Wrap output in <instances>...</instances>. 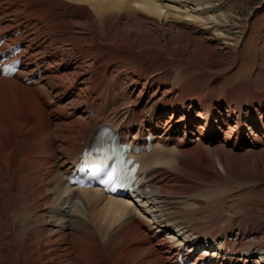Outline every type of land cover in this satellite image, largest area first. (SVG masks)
<instances>
[{"label": "bare ground", "instance_id": "bare-ground-1", "mask_svg": "<svg viewBox=\"0 0 264 264\" xmlns=\"http://www.w3.org/2000/svg\"><path fill=\"white\" fill-rule=\"evenodd\" d=\"M219 4L0 0V37L23 47L19 73L0 77V264H175L182 248L214 241L230 247L225 264H249L258 254L250 264H264V236L251 228L257 214L240 204L238 215L232 192L220 193L229 173L258 178L264 171L263 94L250 83L219 85L220 71L209 72L218 65L215 50L198 39L195 57L183 52L182 62L162 61V73H141L144 93L132 98L138 81L118 74L117 64L133 53L131 46L146 55L143 44L124 29L111 37L101 32L102 25L141 13L158 29L211 33L227 48L231 16ZM74 17L87 20L91 39L70 37ZM147 42L155 54L159 42ZM162 86L167 89L160 93ZM107 127L134 146L147 133L156 139L150 152L137 156L135 202L66 183L97 130ZM215 175L221 180L210 185Z\"/></svg>", "mask_w": 264, "mask_h": 264}, {"label": "rangeland", "instance_id": "rangeland-1", "mask_svg": "<svg viewBox=\"0 0 264 264\" xmlns=\"http://www.w3.org/2000/svg\"><path fill=\"white\" fill-rule=\"evenodd\" d=\"M207 2L210 5H217L220 3L219 6H223V8H225L226 10V13L231 16L229 20L231 30L226 31V33L228 34L227 48L222 45L216 44L211 33V35H204V33L201 34L196 29H187V31L178 29L179 31L187 33L183 35L182 33H179V35L176 29L172 31L165 27H159L160 29H158V26H155V23L152 22V18L144 16L141 13H137L136 15L133 12H130L132 14H128L125 17H122V19H118L117 21L110 23L108 27L102 25L101 32L107 33L110 37L116 31L119 33L124 29L123 32L125 34L131 32L130 36H134V38L135 36H138V42L141 45L143 44L140 49L146 55L138 52V48H134V46H131L133 49V53L128 54L129 56L126 55L127 57H123L119 64H117L116 72L118 74H122L127 79L134 78L138 81L136 86H134L133 88L132 98H136L137 96L143 95L144 93L142 91L141 94H139L143 83V80L140 79L141 73L146 70L148 72L147 75L149 76L155 74L154 71L156 73H162L163 62L164 66H172L173 62H182L183 56L181 57V55L183 52H185L187 55L195 57L191 51H194V46L199 43V40H205V42L208 45H212L213 50H215L216 57L213 55V58L219 59L215 60L218 62V65L212 67L209 72L212 73L220 71V73H217L216 75V80L220 83L219 85L228 89L235 87L240 83H250L252 87H254V89L257 91V94H263L262 96L264 98V0H207ZM172 6L176 7V5ZM191 7V5L188 6V8ZM65 13H70V11H66ZM88 14L90 17H94V14L91 10L88 11ZM89 16L88 20H90ZM75 17H78V15H76ZM75 17L72 20H69L70 23H72V31L70 37H74L77 39V36H79L81 39H83L84 37V39L86 40L91 39L89 37V30H87L86 26L88 24L87 20H77V18ZM137 23H141V27H139ZM81 26L85 27L82 28ZM194 30H196V32ZM123 32L121 31V33ZM173 38L174 41L172 40ZM176 38H179V40H177ZM188 38H190L191 40L189 41ZM149 40L151 44L155 41H158L160 44L159 47L153 48L156 49V55L151 52V47L145 46V42L148 41L147 43H149ZM166 42H170V44H165ZM82 45L86 44L83 43ZM112 54L116 55L117 52H112ZM201 55H203V53ZM192 59L194 61L202 62V59ZM188 66L189 65L187 64H183L182 70H188ZM219 69H223V71ZM155 86L159 85L155 84ZM167 87L168 89L173 88L170 85H167ZM166 89L167 88L162 86L159 92L161 93ZM172 97L176 98L177 94L174 93ZM261 160L262 162H264V155H262ZM229 175L230 177L228 176V180L223 183V188L221 189L220 193L230 197L228 194L232 192V196L230 197L231 199H233L232 211L238 212V215L242 213L239 208L240 204H242V208L244 210L254 211L257 214V218L255 219L256 223H254L253 225L251 224V228L254 230V232H256V229H258L259 232L264 236V171L261 172L259 176H257L258 178H253L248 174V172L245 173L239 171H237L236 174H234L233 172L229 173ZM220 180L221 178L215 175L210 179V181L208 180V183L210 185H213ZM227 204L228 203H225L223 205L227 207ZM88 210L89 213H92V210H95V208H93L92 205L88 208ZM82 215L85 217V221L89 225H91L89 223L90 219L88 218L87 213L85 212ZM86 216L88 219L86 218ZM254 254L257 253L253 250L251 256ZM257 256L259 257L260 254L256 255L254 259ZM254 262L255 260L250 261V263Z\"/></svg>", "mask_w": 264, "mask_h": 264}]
</instances>
